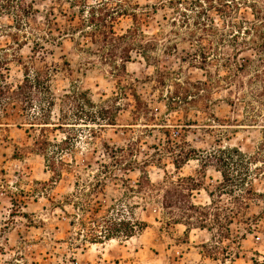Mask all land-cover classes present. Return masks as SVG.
I'll use <instances>...</instances> for the list:
<instances>
[{
  "label": "rangeland",
  "instance_id": "1",
  "mask_svg": "<svg viewBox=\"0 0 264 264\" xmlns=\"http://www.w3.org/2000/svg\"><path fill=\"white\" fill-rule=\"evenodd\" d=\"M251 1L177 0L176 13L175 4H168V0H34L37 11L25 18L27 24L22 28L30 38L23 40L19 53L30 66L47 64L56 68L50 83L54 95L60 97L76 85L88 89L95 102L122 89H126L128 98L121 95L118 99L122 108L116 112V124L95 128L93 132L81 123L71 131L78 138L70 141V148L63 155L73 165L56 178L34 145L40 128H31L24 123L27 120L12 110V115L5 116L2 122L8 124L0 126V264H264L262 198L251 200L246 211L254 219L250 221L252 230L234 221L229 224V238L220 237L216 227H192L186 232L183 223L167 224L160 204L145 200L143 193L136 192L130 193L126 205L132 207L131 216L145 221L146 226L131 237L98 238L106 224L90 222L88 229L80 227L77 218L86 219L89 212L83 213L71 203L80 200L79 193L72 196L81 190V185L75 186L77 181L109 177L101 165L105 163L112 175L127 178L131 184L140 177V169H145L155 183L166 176H192L200 183L192 191L193 202L208 205L212 199L209 192L217 191L222 175L214 166L204 168L201 157L207 159L219 147H237L251 157L249 177L253 187L264 193V46L261 39L251 36L255 33L250 28L254 21ZM135 2L141 6L136 10L139 14L143 9L147 11L142 25L146 33L163 30L170 35L167 41L161 40L157 47L149 48L157 57L155 63H147L133 52V59L126 63V73L115 75L100 57L99 45L85 34L91 30L90 23L80 25L73 35L60 37L55 30L59 24L79 25L88 20L91 7H106L109 15L116 14L114 30L123 33L133 25V20L130 15L117 12ZM148 4H158L157 11L146 8ZM182 11L190 27L173 28L179 34L170 32L169 20L182 19ZM48 19L57 22L52 29L47 25ZM194 19L207 28H197ZM0 23L11 24L12 17L3 15ZM246 27L250 34L243 33ZM191 31L195 33L189 36ZM43 34L47 37L44 40L36 37ZM34 40L47 49L34 52ZM11 42L9 35L0 36L4 52L11 53ZM202 52L206 53V60ZM240 65L244 66L238 70ZM9 68L8 81L13 85L21 82L23 64L10 60ZM187 81H204L206 85L197 89ZM179 84L189 90L184 91ZM132 92L143 101L141 106L136 105ZM186 92L191 102L169 107L173 97ZM59 102L57 99L52 111L55 122ZM47 135L52 141L64 138L59 129L50 128ZM169 138L178 140L185 151L195 149L192 153L198 156L175 168L174 154L163 149ZM117 147L124 151L116 156H125L129 163L136 161L135 168L125 170L111 165ZM108 179L104 190L108 196H98L102 203L99 216L106 213L110 198H118L125 189L116 185L115 179ZM221 201L233 205L230 195H223ZM76 213L79 216L71 225Z\"/></svg>",
  "mask_w": 264,
  "mask_h": 264
},
{
  "label": "trees",
  "instance_id": "2",
  "mask_svg": "<svg viewBox=\"0 0 264 264\" xmlns=\"http://www.w3.org/2000/svg\"><path fill=\"white\" fill-rule=\"evenodd\" d=\"M250 3L254 14V21L250 28H254L255 31L251 36H254V39H261V45L264 46V0H252ZM168 4H175L174 11L176 10V13H178L177 0H168ZM157 5L148 4L146 8L156 12ZM159 5L163 7L165 3H160ZM127 6L117 12V15H130L133 20V25L123 33H117L114 30L113 23L116 20V14L109 15L105 11L106 7H91V16L88 20H82L79 25L67 24L64 27L58 23L59 26L56 25L55 30L60 34V37L69 34L73 35V31L80 25L84 26L86 22L90 23L91 30L85 31V34L90 36L93 43L99 45L98 53L100 57H103L102 60L110 65V72L115 75L121 71L126 73V63L133 59V52L141 55L147 63H155L157 57L148 51L149 48L157 47L161 40L167 41V39H170V35L164 33L163 30L152 34L146 33L142 29V25L144 24V16L147 15V11L143 9L139 14V11L136 10L141 8V6L137 2L132 3V5L128 3ZM35 11L37 9L34 7V0H0V18L3 15L12 17L11 24L2 25L0 23V36L7 34L12 40L9 44L12 49L11 53H6L3 48H0V126L8 124V122H2V120H4L5 116L12 115L10 110L27 120L24 123L30 125L31 128L38 126L41 134L34 142L35 148L44 157L48 169L56 178L62 176L63 169H69L73 165L65 161L63 155L70 148L68 146L70 141L78 138V135H73L71 131L81 123L86 128L90 127L92 131H95V128L101 129L108 125L116 124V112L122 108L121 104L118 103V99H120L121 95L123 96L122 98H128V93L126 89H122L120 93H115L111 97L102 98L99 102H95L90 96L88 89H80L75 85L60 97H56L50 85L52 72L56 68L50 67L47 64L42 67L30 66L28 63L23 62L19 53V50L23 47V40L30 38L28 37L29 34L22 30L24 25L27 24L24 20ZM179 14L183 16L182 19L172 17L169 20V24L172 27L170 32H174L175 34H179V30H173L175 27H190V22L185 11ZM63 15L66 16V14ZM68 17L71 18L70 16ZM68 20L71 21V19ZM55 24H57L56 21L48 19L47 25L51 27L50 29ZM193 24L197 28L201 25L203 26L201 28H207V25L203 24L199 19H194ZM11 29L14 31L11 32ZM194 33V31L189 32V36H192ZM243 33L250 34V29L246 27ZM32 34L34 33L32 32ZM236 34L233 35L235 42L238 39ZM50 36L54 37L52 33ZM22 37H25V39H22ZM36 37L42 40L47 38L45 34L36 35ZM33 42L34 52L38 51L37 49H47L38 40H34ZM200 54L206 60V53L202 52ZM10 60L19 62L24 66L23 79L15 85L8 81L7 72L10 69ZM261 63H264L263 59ZM243 66H237V69L239 70ZM187 82L197 89L202 85H206L204 81L196 83ZM179 85L184 91L189 90L188 87ZM130 90H132V87H130ZM131 94L136 105L141 106L143 101L139 96L135 92ZM187 94V92L186 94H177L176 98L173 97L171 99L169 107L177 108L182 106L181 104L185 105L191 102L186 96ZM57 99L60 100L59 116L57 118L58 121L55 122L52 121V111ZM16 124L20 125L22 123ZM50 128L61 130L64 133V138L60 141H52L47 135V130ZM165 145L163 149L166 152L174 154L173 163L177 169L181 168L189 159L198 156L197 153H195L196 155L192 153L196 152L195 149L185 151L178 140L169 138L166 140ZM116 149L117 151H114L115 154L112 155L113 161L111 165L122 166L125 170L135 168L133 164H137L136 161L129 163L126 162L125 156H116V153L123 152L124 148L117 147ZM175 149H178V151H175ZM130 151H132L131 147ZM204 158V156L201 157L204 168L209 165L214 166L222 175V180L217 185V191L209 192L212 199L208 205L193 202L192 191L199 188L200 183L192 176L177 177L176 179L166 176L163 181L155 183L151 181L145 169H140V177L134 184H131L127 178L118 177L115 174L112 175L108 164H101L98 161V163L106 168L104 172L109 177L100 178L99 176H95V180L85 179L82 182L77 181L75 183L76 187H80L81 185V188H79L81 190L79 192L78 190L75 191L72 193V196L77 197L76 194L79 193L80 200L71 203L75 209L81 210L83 213L89 212V216L86 218L89 220L81 217L77 218L79 215L76 213L74 220H71L70 224L74 225L78 219L80 227L88 229L90 222L92 224H99L100 221H103L106 227L99 232L98 238L131 237L137 230H141L146 226L145 221L134 219L131 216L133 215L132 207L126 205V201L130 198V193L136 192L143 193V199L145 200L152 199L158 202L163 213L167 216L166 223H183L186 226V232L192 227L208 228L209 230L216 227L219 230L220 237L229 238V224L234 221L239 224H246L247 230H252L250 221L254 219L246 215V211L250 207L251 200L264 199V193L258 192L253 187V183L249 177L251 157H247L237 147H219L210 152L207 155V159ZM147 162V160L144 161V164H147ZM86 165L91 166L89 164ZM108 178L115 179L117 182L114 183L125 189L118 198L115 196L110 198L111 203L105 210L106 213L99 216L98 209L102 203L98 199V196L99 193L102 194V198L108 196L104 191L109 180ZM223 195H230L232 206L229 203L221 201ZM124 207L130 209L127 210L128 214L123 209Z\"/></svg>",
  "mask_w": 264,
  "mask_h": 264
}]
</instances>
